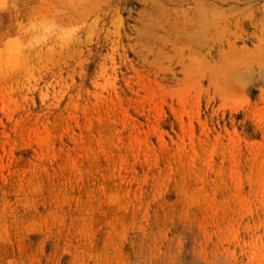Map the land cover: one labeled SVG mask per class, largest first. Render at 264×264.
<instances>
[{
    "label": "rangeland",
    "instance_id": "obj_1",
    "mask_svg": "<svg viewBox=\"0 0 264 264\" xmlns=\"http://www.w3.org/2000/svg\"><path fill=\"white\" fill-rule=\"evenodd\" d=\"M50 22L0 75V264H264V0H0V65Z\"/></svg>",
    "mask_w": 264,
    "mask_h": 264
},
{
    "label": "clouds",
    "instance_id": "obj_2",
    "mask_svg": "<svg viewBox=\"0 0 264 264\" xmlns=\"http://www.w3.org/2000/svg\"><path fill=\"white\" fill-rule=\"evenodd\" d=\"M35 34L31 37L28 45L19 39L11 40L9 58L0 65V75L10 74L16 71L26 70L25 48H39L53 41L61 46H68L76 39L78 29L75 26H61L55 22L33 25Z\"/></svg>",
    "mask_w": 264,
    "mask_h": 264
},
{
    "label": "bare ground",
    "instance_id": "obj_3",
    "mask_svg": "<svg viewBox=\"0 0 264 264\" xmlns=\"http://www.w3.org/2000/svg\"><path fill=\"white\" fill-rule=\"evenodd\" d=\"M262 208H263V206H262ZM262 211H263V209H262ZM263 221V220H262ZM259 223V222H258ZM262 224H263V222H262ZM255 227V226H254ZM262 228H263V226H262ZM255 231V230H254ZM253 231V232H254ZM257 235V234H256ZM258 236V235H257ZM256 237V236H255ZM255 240V239H254ZM250 242H251V240H250ZM255 243V242H254ZM260 243H261V241H260ZM249 246V245H248ZM259 247H260V245H259ZM251 248V247H250ZM257 249V248H256ZM251 251H253V250H251ZM255 253V252H254ZM252 255V254H251ZM263 256V255H262ZM261 257V256H260Z\"/></svg>",
    "mask_w": 264,
    "mask_h": 264
}]
</instances>
